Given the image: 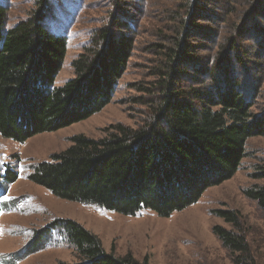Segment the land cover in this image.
I'll return each mask as SVG.
<instances>
[{"label":"trees","instance_id":"16d2710c","mask_svg":"<svg viewBox=\"0 0 264 264\" xmlns=\"http://www.w3.org/2000/svg\"><path fill=\"white\" fill-rule=\"evenodd\" d=\"M123 3L112 0L107 23L92 33L72 62L74 78L60 88L53 86L66 55V38L47 31L49 5L38 0L28 19L5 30L7 10L0 3L2 138L25 143L85 121L110 102L135 43ZM250 4L251 16L247 12L205 62L195 52L200 44L191 41L205 35L197 21H208L211 12L206 4L189 7L167 44L155 46L152 80L136 86L146 95L141 125L117 124L100 139L73 137L67 150L34 167L30 182L65 201L124 216L147 210L169 218L231 179L246 142L264 137V112H252L258 85L244 80L251 72L258 80L264 74V29L254 22L264 21V0ZM255 177L264 179V168ZM3 178L11 184L17 174L8 170ZM243 195L264 215V186H251ZM215 214L230 226L212 227L230 263L257 264L241 214ZM62 228L78 264H139L131 256L106 253L96 235L74 222L64 221Z\"/></svg>","mask_w":264,"mask_h":264},{"label":"rangeland","instance_id":"374dc122","mask_svg":"<svg viewBox=\"0 0 264 264\" xmlns=\"http://www.w3.org/2000/svg\"><path fill=\"white\" fill-rule=\"evenodd\" d=\"M37 1L0 0L7 10L5 30L28 19ZM253 1L124 0L135 43L110 102L85 121L36 135L25 143L0 136V264H78L80 260L63 232L64 221L96 235L106 253L131 256L139 264H231L212 234L216 225L230 229L215 214L225 210L241 214L256 262L264 264V215L243 195L251 186H264V179L255 177L264 168V137L246 142L244 158L231 179L208 189L197 203L169 218H159L147 210L124 216L94 205L65 201L29 180L34 167L48 162L52 154L67 150L75 136L100 139L117 124L132 128L141 125L147 110L142 103L146 95L137 92L136 86L152 80L150 74L158 61L155 46L167 44L189 7L206 4L211 12L208 21H197L205 35L191 41L200 44L195 52L198 60L205 62L215 54L221 40L232 33L234 25L245 20L247 12L251 16L253 6L248 3ZM45 3L51 10L44 24L47 31L66 38V55L53 86L60 88L74 78L72 62L92 33L107 23L113 12L112 0ZM195 15L192 20H196ZM254 22L264 29V21ZM251 73L244 80L253 79L258 85L252 112L259 115L264 112V74L258 80ZM8 170L17 174L14 183L4 181L3 174Z\"/></svg>","mask_w":264,"mask_h":264}]
</instances>
